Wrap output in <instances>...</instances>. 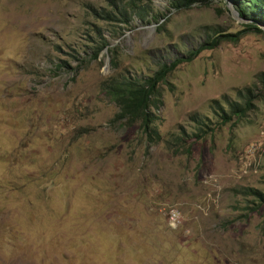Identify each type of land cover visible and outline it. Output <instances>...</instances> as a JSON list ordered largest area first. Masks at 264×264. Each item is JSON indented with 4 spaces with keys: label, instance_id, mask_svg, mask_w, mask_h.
<instances>
[{
    "label": "rangeland",
    "instance_id": "374dc122",
    "mask_svg": "<svg viewBox=\"0 0 264 264\" xmlns=\"http://www.w3.org/2000/svg\"><path fill=\"white\" fill-rule=\"evenodd\" d=\"M151 2L165 19L126 28L93 16L104 0H0V264H264V203L248 195L264 194V33L181 65L151 145L103 82L152 76L206 27L243 29L227 1ZM101 35L117 69L108 48L94 58ZM247 87L257 109L222 124L211 102L228 110Z\"/></svg>",
    "mask_w": 264,
    "mask_h": 264
},
{
    "label": "trees",
    "instance_id": "16d2710c",
    "mask_svg": "<svg viewBox=\"0 0 264 264\" xmlns=\"http://www.w3.org/2000/svg\"><path fill=\"white\" fill-rule=\"evenodd\" d=\"M108 8L101 10L94 9L93 16L97 19L107 21L109 24L122 23L129 28L136 19L143 24L151 22L160 23L165 17L153 14L151 0H104ZM171 10L180 12L189 10L198 4H205L203 0H168ZM232 5L239 17L245 20L241 23L242 30L236 33L225 32L217 27H206L207 38L194 50L189 51L186 56L174 59L171 62L161 63L157 66L152 76L142 79L134 78L131 75L119 73L109 76L102 84V91L114 102L119 112L115 115V120L124 125H138L142 135L151 145L159 144L163 138L155 126L156 116L154 109H158L162 103V86L168 82V79L183 64H188L197 59L203 52L219 48L222 44H236L249 34L264 33V0H223ZM99 33L100 30H99ZM102 42L94 54L98 58L100 53L108 48L112 54L111 66L118 68V59L115 56L116 50L110 49V44L103 35ZM264 85V74L258 76ZM262 92H256L253 87H247L238 91L237 101L226 100L227 110L219 100L211 102V108L214 114L222 124H228L236 118L241 120L248 114L253 113L257 107L256 103L262 100ZM192 121L197 124V133L195 138L200 140L206 135L205 127L210 130L206 123L207 118L195 115ZM180 141H184L180 138ZM248 195L256 197L261 203H264V194L258 190L251 189Z\"/></svg>",
    "mask_w": 264,
    "mask_h": 264
},
{
    "label": "water",
    "instance_id": "95a60500",
    "mask_svg": "<svg viewBox=\"0 0 264 264\" xmlns=\"http://www.w3.org/2000/svg\"><path fill=\"white\" fill-rule=\"evenodd\" d=\"M230 6H231L230 8H231L232 14H233L238 20H240L241 22H245V20H243L242 18L239 17L238 13L234 10L233 6H232V5H230ZM263 29H264V27H263Z\"/></svg>",
    "mask_w": 264,
    "mask_h": 264
},
{
    "label": "built area",
    "instance_id": "2783aa9c",
    "mask_svg": "<svg viewBox=\"0 0 264 264\" xmlns=\"http://www.w3.org/2000/svg\"><path fill=\"white\" fill-rule=\"evenodd\" d=\"M174 218H176L175 215H174Z\"/></svg>",
    "mask_w": 264,
    "mask_h": 264
}]
</instances>
